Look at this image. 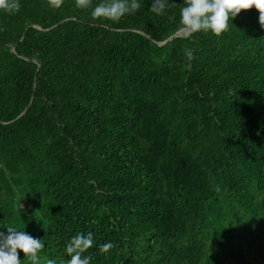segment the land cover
<instances>
[{
    "label": "trees",
    "instance_id": "obj_1",
    "mask_svg": "<svg viewBox=\"0 0 264 264\" xmlns=\"http://www.w3.org/2000/svg\"><path fill=\"white\" fill-rule=\"evenodd\" d=\"M0 264H264V0H0Z\"/></svg>",
    "mask_w": 264,
    "mask_h": 264
},
{
    "label": "water",
    "instance_id": "obj_2",
    "mask_svg": "<svg viewBox=\"0 0 264 264\" xmlns=\"http://www.w3.org/2000/svg\"><path fill=\"white\" fill-rule=\"evenodd\" d=\"M192 26H193V24H191L188 28L175 33L174 35H172L171 37H169L168 39H166L164 42L160 43L159 45H163V44H165L166 42H168L169 40H171L173 38L180 37L183 32H184V36H186Z\"/></svg>",
    "mask_w": 264,
    "mask_h": 264
}]
</instances>
